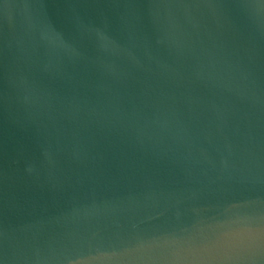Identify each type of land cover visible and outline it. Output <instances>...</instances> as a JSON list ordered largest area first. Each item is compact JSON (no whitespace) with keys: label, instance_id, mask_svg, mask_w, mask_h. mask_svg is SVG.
Here are the masks:
<instances>
[{"label":"water","instance_id":"1","mask_svg":"<svg viewBox=\"0 0 264 264\" xmlns=\"http://www.w3.org/2000/svg\"><path fill=\"white\" fill-rule=\"evenodd\" d=\"M0 264H264V0H0Z\"/></svg>","mask_w":264,"mask_h":264}]
</instances>
